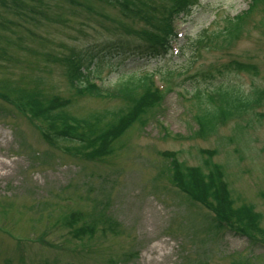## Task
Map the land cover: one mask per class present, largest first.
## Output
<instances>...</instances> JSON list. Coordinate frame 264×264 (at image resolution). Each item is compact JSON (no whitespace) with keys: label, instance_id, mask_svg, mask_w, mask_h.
Listing matches in <instances>:
<instances>
[{"label":"rangeland","instance_id":"374dc122","mask_svg":"<svg viewBox=\"0 0 264 264\" xmlns=\"http://www.w3.org/2000/svg\"><path fill=\"white\" fill-rule=\"evenodd\" d=\"M22 1L40 13L17 17L14 5L7 16L0 1L1 22H6L0 23L5 27L0 28V49L5 46V53L0 50V94L16 100L0 95V264H264V117L253 113L264 112V101L199 138L192 119L196 106L188 98L196 87L211 90L221 82L243 92L264 86V3L202 0L188 21L177 25L176 46L182 44L183 53L150 59L121 41L145 37L149 22L136 11L123 14L117 2ZM238 14L244 28L233 43L212 37L224 19ZM9 22L24 27H9ZM198 36L209 40L198 41ZM127 46L131 51H125ZM92 52L117 61L111 72L101 67L104 89L119 76L155 72L157 84L166 90L151 118L137 117L99 154L50 142L46 134L61 125L35 116L14 93L30 86L45 98H67L60 110L76 118L128 109L123 96H79L69 89L65 60ZM233 59L245 70L229 65ZM108 119L98 126H106ZM160 119L177 138L162 137ZM76 128L91 137L88 127ZM213 148L212 160L224 167L233 204L252 205L260 214L256 226L226 220L220 213L215 218L201 200L188 199L174 183L171 159L162 156L166 150L175 152L180 161L204 171L201 150ZM72 214L73 233L76 224L87 226L84 239L70 238L63 225Z\"/></svg>","mask_w":264,"mask_h":264},{"label":"trees","instance_id":"16d2710c","mask_svg":"<svg viewBox=\"0 0 264 264\" xmlns=\"http://www.w3.org/2000/svg\"><path fill=\"white\" fill-rule=\"evenodd\" d=\"M4 6V11L7 13L10 11L12 6L20 7L24 9L25 3L22 0H9L10 4L6 3V0H0ZM77 1V0H72ZM110 4L114 2L119 3L121 10L126 15L129 12H138V16L141 19L148 23L149 29L146 30V34L148 39L144 41H140L138 44H134V46H138L137 48H133L138 51V53L142 52L149 57H159L165 50L159 46V42H163L166 39V36L171 32L169 19H168V11L171 7H174V11H188L187 5L193 6L195 0H157L156 2H152L151 0H107ZM259 3V0H253ZM264 3V0H262ZM264 8V7H263ZM161 9V10H160ZM178 9V10H177ZM160 10V11H159ZM20 13V11L18 12ZM240 16H236V19L239 20ZM0 17V22H1ZM228 20L227 23L222 30H218L216 36L221 34L223 37H227L228 40L231 39L232 34H236L240 27L241 22H230ZM18 27L21 25L16 22ZM234 37V36H233ZM130 43V42H128ZM133 45V44H130ZM116 46V44H115ZM105 49V47H104ZM107 49H110L107 48ZM131 48L127 46L125 51H129ZM131 51V50H130ZM91 54V55H90ZM90 54L82 55L81 61L86 59V56L90 55L88 59L90 60L86 67L88 68L90 65L91 73H98L100 69H98L104 63H113L109 58H103L104 56H100L92 52ZM97 56V57H93ZM72 60L66 61V73L71 79L72 83H75L77 86L75 93L84 94V92L88 91V87L86 83L81 80L83 66L81 62L78 60L76 67L74 68ZM148 74L144 75H130L129 77L119 78L116 81L113 89L115 92L125 94L130 100V108L126 112L125 109L117 110V111H106V114H110L111 120L106 122V126L104 123H101V126H98L97 123L101 120L98 116H94L92 119H89L88 124L93 129L91 133H93V143L95 140L105 137L104 135H110V129L115 125V122L119 119H123L128 121L130 119V115L133 114L136 117H144L146 114L150 113L152 108H155L156 99L153 96H149L147 98L146 94H148L150 90V86L147 82ZM15 96H18L21 99L27 101V106L32 107L35 112V115H41L45 119H49L54 123L55 119L59 116H62L61 109V101H58L54 97L45 98L42 95L40 90H31L24 87H17L14 89ZM2 96L5 99H9L14 101L8 94L4 93ZM193 103L196 106V111L192 115V119L197 125L199 135L202 138H207L216 132L217 127L220 124H224L226 120L230 119L233 116H239L242 113H248L251 111L256 105H261L264 100V86L263 87H253L249 92H243L240 88L235 84H228L225 82L218 83L212 91L209 93L203 92L200 88H196L195 92L192 95ZM16 101V100H15ZM134 107H136V112H133ZM254 115L264 117V113H255ZM127 117V118H126ZM125 118V119H124ZM113 119H117L115 122ZM50 139H63L69 144H75L77 146L85 147L87 143L84 140H79L72 136H67L65 132L60 130L55 131L49 135ZM105 138H108L106 136ZM216 151H212L205 157L204 167L206 168L204 171L201 168H193L185 165L182 161H178L177 157H173V163H175V175L178 186L189 195L186 194L188 198H193V194L190 192H201L203 197H212L218 203L224 204L230 210H232L233 217L238 221H247L249 225H256L260 220V214L253 211V207L251 205H242L239 210H234L231 208L232 201L230 199L229 190L226 188L225 182L222 180L223 172L222 165L216 163L212 160L211 155ZM191 195V196H190ZM77 237H80L81 234L75 233Z\"/></svg>","mask_w":264,"mask_h":264}]
</instances>
